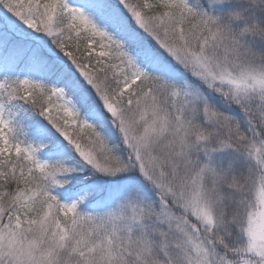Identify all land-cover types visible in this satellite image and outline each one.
I'll use <instances>...</instances> for the list:
<instances>
[{
  "label": "snow or ice",
  "instance_id": "snow-or-ice-1",
  "mask_svg": "<svg viewBox=\"0 0 264 264\" xmlns=\"http://www.w3.org/2000/svg\"><path fill=\"white\" fill-rule=\"evenodd\" d=\"M0 264H264V0H0Z\"/></svg>",
  "mask_w": 264,
  "mask_h": 264
},
{
  "label": "rangeland",
  "instance_id": "rangeland-1",
  "mask_svg": "<svg viewBox=\"0 0 264 264\" xmlns=\"http://www.w3.org/2000/svg\"><path fill=\"white\" fill-rule=\"evenodd\" d=\"M70 131H71V129H70Z\"/></svg>",
  "mask_w": 264,
  "mask_h": 264
}]
</instances>
